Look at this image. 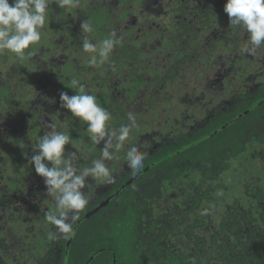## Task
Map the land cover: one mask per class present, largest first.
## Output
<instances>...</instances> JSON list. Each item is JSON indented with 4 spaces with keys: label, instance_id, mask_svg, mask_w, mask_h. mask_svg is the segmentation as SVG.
<instances>
[{
    "label": "trees",
    "instance_id": "16d2710c",
    "mask_svg": "<svg viewBox=\"0 0 264 264\" xmlns=\"http://www.w3.org/2000/svg\"><path fill=\"white\" fill-rule=\"evenodd\" d=\"M155 3L164 7L165 13L154 9L140 14L137 11L140 5H125L111 22L95 26L100 41L113 30L123 37L122 46L114 49L110 62L103 66L88 64L91 54L82 49L86 34H82L78 25L77 29L71 28L81 34L64 41L69 55L65 64L54 66L49 61L43 77H39L42 71L39 66L32 71L27 69L22 75L30 76L29 84H25L29 92L23 97L9 95L20 76L18 67L13 66L16 70L10 72L0 62V181L2 168L8 167L10 159L18 164L15 173L21 168L29 152L26 141L35 144L45 134L43 131L70 133L66 127L72 129L76 119L68 124L71 113L61 107L59 96L61 92L76 94L77 89H71L73 77L91 89L96 86L101 90L97 98L111 112L110 122L115 128L128 123L129 112L138 111H133L129 102H120L116 93L113 98L105 94L107 84L111 83H115L113 89L109 88L113 91L128 86L125 93L131 98L142 94L140 103L148 113L155 101L167 107L172 96L161 93L171 83L186 79L190 72L192 78L204 77L203 83L207 85L216 84L212 74L223 85L232 76L239 78L233 99L222 103L210 96L205 101L202 99L206 92L201 91L190 107L177 101L176 111L192 112L191 118L185 120L191 126L179 129L180 122H173L177 128L147 150L139 173L134 174L131 169L119 172L114 183L101 192L92 197L84 192L90 203L73 220L71 238L58 235L50 239L49 232H54L55 226L46 219L35 224V217L28 221L19 209L13 210L14 202L26 195L19 176L10 178L13 194L0 184V206L4 205L0 209L3 214L0 264H189L193 259L196 264H264V71L252 73L251 79L241 82L245 76L242 58L231 61L224 56L234 48L243 57L242 48L247 43L243 40L245 33L233 27L223 11L225 0ZM129 14L135 20L124 26L122 21ZM216 19H221L223 31L213 26ZM45 36L42 35L41 42L48 40ZM87 38L96 43L93 35L87 34ZM149 43L154 45L150 47ZM42 54L45 60L50 58L47 51ZM238 64V70L232 71L231 67ZM96 83L101 85L98 87ZM37 96L49 107H55L48 110L49 122L40 120L46 111L40 105L34 108L26 104L25 99H37ZM140 103L134 106L139 107ZM199 116H202L200 121ZM150 117L148 122L155 119L153 114ZM50 124L56 128L52 129ZM136 138L134 135L133 139ZM94 147L101 149L103 142L100 147ZM250 152L258 158V163L243 161L242 156ZM99 155L92 152L89 159L92 161ZM119 156L125 160V153ZM113 160L111 170L116 169ZM132 177V182L126 184ZM35 191L44 192L40 188L27 194L37 195ZM217 192H223V197H217ZM106 198L109 199L106 205L85 217ZM208 205L215 206V213L201 216V209ZM32 223L34 227L30 228Z\"/></svg>",
    "mask_w": 264,
    "mask_h": 264
},
{
    "label": "clouds",
    "instance_id": "9594fccd",
    "mask_svg": "<svg viewBox=\"0 0 264 264\" xmlns=\"http://www.w3.org/2000/svg\"><path fill=\"white\" fill-rule=\"evenodd\" d=\"M55 4L61 9H76L80 7V0H0V54L12 53L15 58L23 59L34 55L29 50L31 45L42 41L46 23L49 24L50 5ZM223 11L229 17L230 24L236 29L247 33V43L243 47L245 55H253L264 47V0H225ZM80 30L85 35L82 43L84 52L91 54L89 65L103 66L110 62V56L117 46H122L123 37L115 30L102 39L98 44L87 38V34L94 32L93 23L83 20ZM28 50V51H26ZM71 89H77L75 95L61 92L59 99L61 107L70 113L72 118L86 125L87 139L93 151V146L103 142L99 158L91 161V166L78 169L76 162L81 159L80 153L65 151V145L71 144L72 137L68 132H47L39 136L32 145L35 153L30 157V164L34 165L36 174L43 178L48 195L54 197L55 208L46 213L45 219L55 226L54 232H49L50 239L58 235L71 238L74 235L73 220L90 203L84 195L88 184L86 178L99 180L101 185H110L116 179L115 173L106 165L105 161L117 158V153L125 146L132 130L137 127L136 116L129 112L128 123L118 128L109 127L112 114L97 102L94 94L86 85L75 77L71 79ZM49 125V124H48ZM52 129L55 124H50ZM78 131V130H77ZM23 147V145H21ZM147 151L133 145L125 153L126 167L139 173L144 167ZM217 197H223V192H217ZM215 213V206L208 205L201 209V216H211ZM189 264H196L190 260Z\"/></svg>",
    "mask_w": 264,
    "mask_h": 264
},
{
    "label": "rangeland",
    "instance_id": "374dc122",
    "mask_svg": "<svg viewBox=\"0 0 264 264\" xmlns=\"http://www.w3.org/2000/svg\"><path fill=\"white\" fill-rule=\"evenodd\" d=\"M117 0H112V2H109V4H111L113 7H115L117 4L116 2ZM150 1H153L152 3H150ZM143 4L142 6H140V8L137 9V11L140 12V14H145L147 11L149 10H154L157 12H162L163 10L166 11V9L164 7H161L159 4L155 3L156 0H143ZM169 1L166 2V4H168ZM152 4V5H151ZM165 4V5H166ZM133 4H130V7H132ZM165 11H163L162 13H165ZM129 17L123 20V25L125 26V23H128L130 21H134V17H132V14L128 15ZM215 16L217 17V14H215ZM92 16H88V19L91 18ZM138 17H136L137 20ZM139 19H142L141 16H139ZM91 21V19H89ZM92 22V21H91ZM111 22V20H110ZM99 24H103L101 22H93V26L95 29V26L99 25ZM213 24V23H212ZM215 27L219 28L221 27L220 31L224 30V27L221 26V19H219L217 21L216 19V23L214 22ZM226 26V25H224ZM46 27V26H45ZM52 27L51 26H47L44 32V36L47 35L48 33H52ZM99 32H102L101 30H99ZM81 34V33H79ZM91 35H93L95 38V42L98 44L100 42L101 37L98 35V31L94 30L93 33H91ZM245 38V37H244ZM243 41V40H242ZM154 41H152L153 43ZM152 43H149L150 47H152L155 43L152 45ZM244 44V41H243ZM242 44V45H243ZM39 49V48H38ZM45 50H49L48 48H44ZM243 49V48H242ZM29 50H34V55H32V57H28L25 56L27 59V63L28 62H32L31 64L33 66H40L42 64V60L41 57H39L40 55V51L36 50L34 47H30ZM28 51V50H26ZM236 50L234 48H231V50L228 51V53L226 52V54L224 53V56L228 59H230L231 61L233 59H237V60H241L242 58V67H244L243 69L245 70V76L244 78L241 79V82L243 80H247V79H251L252 78V73H262V68L264 67V47H262L261 49H258L256 51L255 54L253 55H245V53L243 54V57L240 56V54L235 52ZM49 52H51L49 50ZM9 56V58L12 60V57H14V55L12 53H8L7 54ZM53 56V55H52ZM157 57V56H156ZM15 58V57H14ZM55 60H60V55H56L55 54ZM158 58V57H157ZM159 59V58H158ZM19 59L17 58L16 61H18ZM215 60H212V63ZM44 62V61H43ZM211 64V63H210ZM209 65V64H208ZM229 65H232L231 63H229ZM238 67H240V64H238L237 66H233L231 67L232 71H235L236 69L238 70ZM26 69L23 67L21 69H19V73L21 77H24L22 79V83H24L25 81L29 82V79L22 73H25ZM46 70L45 67L42 68V71ZM41 71V75L39 77H43ZM195 72L197 73L198 71L195 70ZM192 72L188 73L186 79L184 80H180L178 82H173L169 85V87L164 89V93H161L162 95H164L165 97H170L172 96L169 101H168V106H164L160 103H158L157 101L154 102V106L151 108V113H148L146 111V109L144 108L145 106L143 105V103H140L143 98L142 94H138L136 96H134L133 98L129 97V95H126L125 90H127L128 86H123L120 87L118 89H115V91H108V94H112L114 96V93H116V95L118 96L120 102H124L125 104H127V102L130 103V106L132 108L133 111H138V113H135L134 115L136 116V120H137V124L138 125V132H135V129L132 130L129 139L125 142V146L117 153V158H115L113 161H115L114 166L118 172H116L115 170H112L116 175L119 172H126L127 170H129L126 167V162H124V160H122V158L119 156L121 153H126V151L129 150V148L133 145L137 146L138 148L140 147L141 151L143 150H148L149 148H153L155 146H157L160 142H162L164 140V137H169L166 135H172L174 129H176L177 127L174 126L173 122H180L179 129L180 127H185V126H191V124L189 125L185 120L191 118V116L193 115L192 112L190 111L189 113L185 112L184 110L182 111H176V107L175 104L176 102H184L187 105H191L194 101V98L196 99V96H198V94L203 91L204 93L206 92V96L204 99L202 100H208L210 96H213L215 98L218 99V101L225 103V102H229L233 99V93L234 90L236 88H238L239 83H240V79L236 78L234 79L232 76V80H229L227 82V84H221V80L219 81V77L215 76L214 74L211 75V78H213L216 81V84H210L207 85L205 83H203L204 77H200V75H198L197 77H193L192 78ZM191 78V80H190ZM221 79V78H220ZM190 80V81H189ZM99 85V84H98ZM114 84H107L108 88L110 86L114 87ZM234 85H236V87H234ZM255 85V83H254ZM20 88H12L9 92V95H15V96H24V93H28V88L25 87V85H18ZM213 87V88H210ZM88 90H90V92L92 94H94L97 98L98 95H100V90L99 88H87ZM186 91V93H185ZM194 92V93H193ZM160 93V92H159ZM193 93V94H192ZM183 96V97H182ZM37 102L43 103V107L42 109H45V114L42 115V118L40 117V120L44 123V122H49V119H47V114H48V110H52L55 107L51 106L49 107L46 103L45 100L43 99H39V97H36ZM197 102H200L199 99L196 100ZM30 102V99H29ZM97 102L99 104H101V101L97 98ZM140 103L139 107L134 106L135 104ZM48 104H50L48 102ZM189 105V107H190ZM33 106V105H30ZM134 106V107H133ZM52 108V109H51ZM177 112V113H176ZM179 112H181L179 114ZM153 114V117H155V119L151 122L149 121V118L151 115ZM175 114V115H174ZM176 114L179 115V118H176ZM71 116V114H70ZM151 118V117H150ZM202 116H199V118L197 120H201ZM76 119V120H75ZM113 119V117L111 118V120ZM75 120V121H74ZM110 120V121H111ZM171 120L172 122L169 123L167 121ZM70 117L69 120H67L68 124H70ZM74 121V122H73ZM109 121V127L111 128H115L112 123ZM142 121V122H141ZM189 121V120H188ZM74 123L72 129H70L69 126L66 127V130H70V136L72 137V141L71 144L65 145V151L66 153L68 151H75L77 150L80 155H81V159L79 161L76 162V166L78 169H83L84 167H89L91 166V160L89 159L90 155L92 154V152H99L100 153V149L98 147H94L93 151L89 152L88 151V145L90 146V141L87 139V131H86V125H83L79 122L78 118H72L71 123ZM144 122L149 123L150 126H144ZM166 122V123H165ZM78 124H80V126H78ZM143 128V129H142ZM78 130V131H77ZM43 131V130H42ZM53 131V130H52ZM60 131V130H59ZM43 133H46L45 131H43ZM156 133V137L157 139L154 138V134ZM72 134V135H71ZM136 135V139H133V136ZM144 141L145 143L140 144L139 141ZM29 152L27 153V158H25L23 161V164H20L19 170L15 173L13 170L15 168H17L18 164L14 163V161H12L11 159L8 162V167H3L2 168V173H3V177L2 180L0 181L1 186H6L8 193L13 194V188L11 186V180L10 178L16 179L18 176V178H20V182H21V189L22 192H26L29 190H35V188H44L41 187L43 184V178L40 177L38 174H36L35 170H34V165L30 164V161L28 159V156H31L33 154H35L32 151V144H29V141H26ZM102 143V142H101ZM29 144V145H28ZM147 144L148 146L145 147L144 145ZM10 146H14V144L11 142ZM100 147V144L97 145ZM257 150H259V148H256ZM119 156V157H118ZM243 161L247 164L252 162L253 164L258 163V158L256 156L253 155L252 152H250L249 154L246 153L242 156ZM112 161V160H111ZM111 161H105L106 165L110 168V162ZM25 167V168H24ZM13 173H15V175H13ZM37 177L36 179L34 177ZM17 178V179H18ZM88 181V184L86 185L84 192H86L85 194H89L90 197H92V194L95 195L99 192H101V189H103L105 186L107 185H101V182L99 180H93L91 177L86 178ZM96 187V188H95ZM12 190H11V189ZM95 188L93 191L92 189ZM91 189V190H90ZM44 190L46 191V188H44ZM90 191V192H89ZM93 192V193H92ZM7 193V194H8ZM15 194V192H14ZM36 194H32L29 196H22L16 200L14 202V205H12L14 207V211L19 209L21 214H25L26 216V220L30 221L32 218H34V223L35 224H41L44 220H45V216L46 213L48 211H51L55 208V201H54V197L50 196L47 194V192H45L42 196H40L39 198H35ZM23 197V198H22ZM92 199V198H91ZM42 200V201H39ZM1 205V204H0ZM4 207L0 206V209H2ZM3 214H0V217ZM34 223L31 224L30 228L34 227ZM38 242V240H36V243Z\"/></svg>",
    "mask_w": 264,
    "mask_h": 264
},
{
    "label": "flooded vegetation",
    "instance_id": "af4514ba",
    "mask_svg": "<svg viewBox=\"0 0 264 264\" xmlns=\"http://www.w3.org/2000/svg\"><path fill=\"white\" fill-rule=\"evenodd\" d=\"M156 1L161 2V0H156ZM9 2L11 3V0H9ZM109 2H112V0H80V7L76 8V9H71V10L61 9L55 4V2H53L50 5L51 8L49 9V13H50L49 24L46 23V25L47 26L50 25L52 27V29H55V31H53L52 33H48L45 36L46 38H48V40H46L44 42H40L37 45H31L30 46L31 48L34 47L36 50L40 51L39 57H41V60H42V64L39 66L40 69H42L43 67H45L46 70L49 69V67L47 65V63H49V61L54 66H60V65L65 64L64 62H66V60L68 59L69 55L66 53V46L64 44V41L66 39L72 38L73 36L76 37V36L79 35L80 31H78V30L71 31V28H76L77 25H78V28H80V24H81V22L83 20L91 19L92 23L99 20L101 23H106L109 20H113V18H114L113 16L119 14V12L122 11V9L125 7V5L129 6V7H130V4H133V6H135L136 4L142 6V4L144 3L143 0H130V1L129 0H117L116 1L117 4H115L116 6L113 7L111 4H109ZM141 2H142V4H141ZM90 15L92 17L88 19V16H90ZM213 15L215 16V14H213ZM217 17H218V15H217ZM215 23H216V20H215ZM126 24L127 23H125V25ZM45 29H46V27H45ZM45 29H44V32H45ZM44 32L42 33V35L44 34ZM243 37H245L243 40H246V38H247V33L246 32H245ZM44 48H48L51 52H49V50H45ZM43 51H47L49 53V55H50L49 59L45 60V58H43V54H42ZM55 54L57 56L60 55L61 59L60 60H55V58H53V57H55ZM52 59H54L55 61L53 62ZM16 60H17V58L12 57V60H11L8 55L0 54V62L4 65L5 68L8 67L6 69L8 71H10V72H15L16 69H13V66H17L18 69H21V68L24 67L26 69L24 72H26L27 69L32 71V69H37L38 68V66H33L31 64L32 62H28L27 63L26 57H24L22 60L21 59H19L18 61H16ZM20 61L23 62V65H21V66L18 65V63ZM75 62L78 65L76 60H75ZM80 67H81V65L79 66V68ZM263 71H264V67L262 68V72ZM23 78L24 77L17 76L18 81L16 82V85H14V86H12L10 88V90L12 88H20L18 86L20 84L21 85H23V84L25 85L26 82H28V81H25L24 83H22V79ZM27 78L29 79L30 76H28ZM29 82H30V79H29ZM29 82H28V84H29ZM98 84L99 83H96V85H98ZM100 85L101 84H99L98 87ZM86 87L89 88L87 85H86ZM110 87H112V86H110ZM95 88H96V86H95ZM109 88L107 89V92L105 94H107L108 96H112V98H113L114 96L112 94L109 95L108 91H111L114 87H112V89H109ZM100 94H102L101 90H100ZM18 97H21V96L18 95ZM25 100H26V104L28 102L31 105H33L34 108H35V106L37 104L40 105L41 108L43 107L42 106L43 103L37 102V100L34 99V98H31L30 102L28 101L29 99H25ZM34 178L36 179L37 177H34ZM41 187H44V183L42 184ZM95 188H93V189L91 188L92 191ZM37 189L40 190V188H37ZM42 190H44V189L42 188ZM27 192L28 191L25 192L26 195H24V197L25 196H29L27 194ZM35 192L37 193V195H35V198L37 200V198L42 196L46 191L44 190L43 194L38 193V191H35ZM38 195H40V196H38ZM39 201H42V200H39Z\"/></svg>",
    "mask_w": 264,
    "mask_h": 264
},
{
    "label": "water",
    "instance_id": "95a60500",
    "mask_svg": "<svg viewBox=\"0 0 264 264\" xmlns=\"http://www.w3.org/2000/svg\"><path fill=\"white\" fill-rule=\"evenodd\" d=\"M146 169V168H145ZM133 177L128 179L125 183L129 184L130 182H132ZM108 198H106L105 200L101 201L99 204H97L94 208H92L89 212H87L85 214V217H89L91 214H93L94 212L98 211L101 207H103L104 205H106V203L108 202Z\"/></svg>",
    "mask_w": 264,
    "mask_h": 264
}]
</instances>
